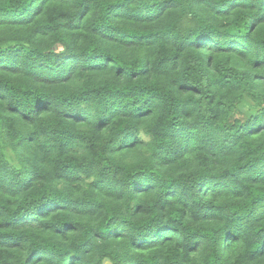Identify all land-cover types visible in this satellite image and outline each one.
I'll return each mask as SVG.
<instances>
[{
	"label": "trees",
	"instance_id": "obj_1",
	"mask_svg": "<svg viewBox=\"0 0 264 264\" xmlns=\"http://www.w3.org/2000/svg\"><path fill=\"white\" fill-rule=\"evenodd\" d=\"M264 264V0H0V264Z\"/></svg>",
	"mask_w": 264,
	"mask_h": 264
},
{
	"label": "water",
	"instance_id": "obj_2",
	"mask_svg": "<svg viewBox=\"0 0 264 264\" xmlns=\"http://www.w3.org/2000/svg\"><path fill=\"white\" fill-rule=\"evenodd\" d=\"M106 264H112V263H110V262H107Z\"/></svg>",
	"mask_w": 264,
	"mask_h": 264
}]
</instances>
